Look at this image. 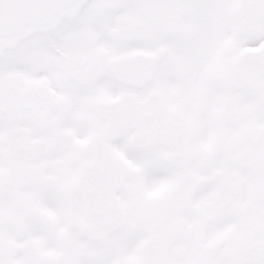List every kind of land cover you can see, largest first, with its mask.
I'll use <instances>...</instances> for the list:
<instances>
[{
	"label": "snow or ice",
	"instance_id": "obj_1",
	"mask_svg": "<svg viewBox=\"0 0 264 264\" xmlns=\"http://www.w3.org/2000/svg\"><path fill=\"white\" fill-rule=\"evenodd\" d=\"M0 264H264V0H0Z\"/></svg>",
	"mask_w": 264,
	"mask_h": 264
}]
</instances>
